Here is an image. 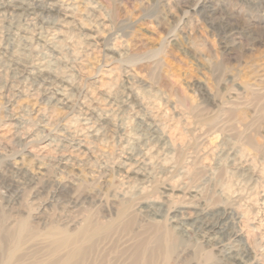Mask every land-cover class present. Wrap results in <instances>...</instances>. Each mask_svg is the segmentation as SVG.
Returning <instances> with one entry per match:
<instances>
[{
  "label": "rangeland",
  "instance_id": "1",
  "mask_svg": "<svg viewBox=\"0 0 264 264\" xmlns=\"http://www.w3.org/2000/svg\"><path fill=\"white\" fill-rule=\"evenodd\" d=\"M20 1L0 10V234L26 224L29 252L122 207L172 225L169 207L229 205L233 245L264 264V0ZM145 214L93 263L118 264ZM187 228L170 264L239 263Z\"/></svg>",
  "mask_w": 264,
  "mask_h": 264
},
{
  "label": "bare ground",
  "instance_id": "2",
  "mask_svg": "<svg viewBox=\"0 0 264 264\" xmlns=\"http://www.w3.org/2000/svg\"><path fill=\"white\" fill-rule=\"evenodd\" d=\"M30 6L25 1L16 0L15 2L4 3L0 6V10H11L13 13H31ZM50 10L51 12H59L60 9L53 6ZM16 72L18 71L16 70ZM135 173L140 174L138 171H135ZM166 190L172 191L173 189L167 188ZM195 196L190 195V197ZM228 206H223V209L218 211L202 210L201 208V210L193 213L169 207L166 210L167 213H174L172 218H175L172 221L174 223H171L172 225L168 224L171 218L161 214L160 208L156 210L154 207H135L134 210L137 212L133 214L130 212V208L133 207H122L119 213V222L115 227L102 228L97 223H88L75 234H69L65 229L50 232L45 235L43 240L39 236L42 242L40 244L36 243L35 249L29 252H26L27 249L23 252V246L30 234L26 224H23L22 231L19 234L11 233L8 229L2 230L0 244L6 243V246L3 251L0 250V264H94V257L95 260L98 257L104 259L107 255V248L100 249V243L113 232L126 235H130L131 232L134 233L136 214L140 215L141 213H146L147 218L150 216L152 222L150 221V224L144 230L138 232L133 245L129 248L121 249L118 252V248L113 245V249L117 254L116 263L118 264H170L178 242L177 236L179 235L177 232L179 234L184 232L189 225L196 227L201 243L213 247L223 257V260L227 257L226 260L229 259L230 262L237 261L238 264H250L249 260H245L247 250L238 248L240 246L236 248L233 245L239 233L229 221L234 214ZM30 247L33 246L30 245ZM40 254H42L41 257H46L39 259L37 256H40Z\"/></svg>",
  "mask_w": 264,
  "mask_h": 264
}]
</instances>
